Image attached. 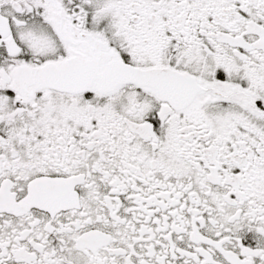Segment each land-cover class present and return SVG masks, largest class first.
<instances>
[{"label":"snow or ice","instance_id":"obj_1","mask_svg":"<svg viewBox=\"0 0 264 264\" xmlns=\"http://www.w3.org/2000/svg\"><path fill=\"white\" fill-rule=\"evenodd\" d=\"M0 264H264V0H0Z\"/></svg>","mask_w":264,"mask_h":264}]
</instances>
